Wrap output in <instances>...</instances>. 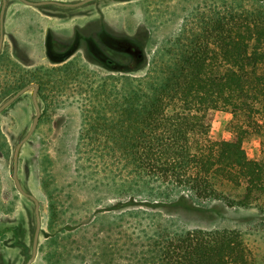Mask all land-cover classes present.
I'll use <instances>...</instances> for the list:
<instances>
[{
  "label": "trees",
  "instance_id": "obj_1",
  "mask_svg": "<svg viewBox=\"0 0 264 264\" xmlns=\"http://www.w3.org/2000/svg\"><path fill=\"white\" fill-rule=\"evenodd\" d=\"M243 1L211 0L193 9L144 76L94 78L83 64L41 69L53 78L41 93L45 100L49 91L72 82L84 88L87 105L81 109L77 152L83 153L85 169L105 176L102 185L118 178L121 193L151 198L186 190L198 202L253 207L264 215V5L254 0L259 4L245 7ZM138 32L148 40L146 28ZM219 110L231 115L229 139L211 136L212 113ZM248 137L259 139L257 159L247 156L243 143ZM39 169L50 213L40 232L42 258L45 264H83L71 253L76 246L67 236L60 238L82 224L72 217L60 223L54 179L47 167ZM152 184L160 189L148 188ZM14 204L0 198V239L11 238V246L18 247L29 242L33 220L25 211L14 212ZM111 209L94 208L87 223ZM153 235L132 264H254L237 229L160 228ZM106 256L103 248L100 257Z\"/></svg>",
  "mask_w": 264,
  "mask_h": 264
},
{
  "label": "rangeland",
  "instance_id": "obj_2",
  "mask_svg": "<svg viewBox=\"0 0 264 264\" xmlns=\"http://www.w3.org/2000/svg\"><path fill=\"white\" fill-rule=\"evenodd\" d=\"M55 1L73 3L80 0ZM106 1L93 0L77 7L47 5L46 8L56 12V16L61 19L41 15L28 26L31 25L35 29L38 23H44L50 29L66 34L78 24L86 25L88 30H95V25L102 17L108 22V27L106 43L103 42L101 47L106 56L116 64L107 66L84 63L82 66H85L89 75L94 78L104 75L116 76L121 73L141 77L148 72L151 59L155 56L157 62L159 55H163V51L171 45L187 14L204 3L211 2V0H112L102 8ZM243 2L245 7L259 4L254 0ZM15 3L19 8H25L24 13L20 12L21 17L28 15L25 11L30 9L29 6L19 1ZM262 4L264 5V0ZM17 21L23 26L27 24L28 19ZM140 27L148 31V40L143 37L142 32H138ZM34 29H30L31 34L36 32ZM116 38H123L122 44L117 43ZM39 41L40 39H37L38 43ZM138 54L141 56L138 57ZM48 97L49 107L54 110L44 115L40 127L21 148L19 175L23 183L40 200V212L45 229L50 214L49 202L38 176L39 168L47 167L54 179L51 184L58 190L56 202L59 207L61 204V209L58 207L60 223L72 217L82 224L77 231H72L70 234L68 231H63L60 238L67 236L65 239L76 246L71 253L79 255L83 264L135 263V257L142 250L143 244L160 228L237 229L251 250L254 264H264V215L255 208L231 207L220 201L198 202L193 200L186 190H174L169 197L156 198L137 191L133 194L121 193L118 191L121 189H118L121 179L118 178L111 182V185H102L105 176L100 171L92 174L91 169H85L83 153L81 157L77 152V138L82 125L81 109L85 104L87 105L84 88L79 87L77 82H72L57 92H50ZM23 101L24 99L15 103L9 111L0 115V131L9 144L6 145L8 155L2 156L0 153V198L4 202L13 201L14 212L25 209L30 211L32 208L30 201L17 192L11 178V155L18 133L19 135L24 133L28 124L26 119L30 120L34 115L33 108L28 106L29 98H26L27 102ZM24 106H28L27 112L22 114L18 110ZM230 119L229 112L214 111L211 136L229 139ZM21 121L24 122L17 127L16 125ZM243 146L249 158L259 157L258 138H246ZM9 147L10 151L7 150ZM148 188L160 189L155 184ZM98 199L101 200L100 203ZM70 205L71 207L68 208ZM108 206L112 209L98 213L96 221L94 219L93 223H87L89 218H92L94 208ZM65 239H63L64 244H68L69 241ZM103 248H107L109 257H100Z\"/></svg>",
  "mask_w": 264,
  "mask_h": 264
},
{
  "label": "flooded vegetation",
  "instance_id": "obj_3",
  "mask_svg": "<svg viewBox=\"0 0 264 264\" xmlns=\"http://www.w3.org/2000/svg\"><path fill=\"white\" fill-rule=\"evenodd\" d=\"M19 1L26 6H29L30 9L25 11V14H28L24 17L20 16V12L25 8H19V6L15 3ZM93 0H80L73 3H63L55 0H0V12L2 8L3 2L4 11L2 17V27H0V105H2L7 99L16 94L20 89L27 85L37 84L38 89L36 92V100L40 109V116L37 124L35 126L34 131L40 127V123L44 115L54 109L46 106L49 103V98L45 100L42 96V91H44V86L47 84V81L53 80V78H49L47 75H44L41 69L46 68H54L59 69L65 65H75V64H105L107 66H114L116 62L112 59H109L103 50L102 43H106L107 34L106 30L108 27V22L102 17L99 19L98 23L95 25V30H88L86 25L78 24V26H73L72 29L66 34L60 33L59 30L50 29L47 24L38 23L36 28H32V26H28L30 23H34L37 18L42 16H51L53 19H61L59 16H56V12L49 10L46 8L47 5H57V6H65V7H77L81 6L85 3H88ZM112 0H107L102 8H105L106 4ZM18 6V8H17ZM19 12V13H18ZM24 13V12H23ZM80 15V13H75ZM36 16V18H35ZM26 25L19 24L20 21L17 20H27ZM69 21V20H68ZM67 22V20H66ZM91 22V21H90ZM21 25V26H19ZM142 31L143 27H140ZM30 29H34L36 32L31 34ZM140 29V30H141ZM143 36L145 38L144 32ZM2 38V39H1ZM37 39H40L39 43ZM117 43L122 44L123 38H116ZM141 43V42H139ZM94 49V50H93ZM141 54H138L140 57ZM38 69L36 72L35 70ZM41 73L43 77H41ZM38 74V76H36ZM34 87L31 86L24 92H22L18 97H16L8 106H6L1 112L0 115L9 111L13 105L19 101L24 99V103L27 102L26 98H29V103L26 105L33 108L34 115L30 120H27V126L23 134L19 135L16 144L25 136L27 131L30 128L33 117L36 114V110L32 101V92ZM56 92V91H49ZM48 97V96H47ZM46 103V105H45ZM28 106H24V108H20L19 112L22 114L27 112ZM24 120V121H26ZM21 121L16 126L20 127ZM34 131L29 136V138L22 144L21 148L25 143H27L34 134ZM0 139L4 145H9L6 140L4 134L0 131ZM15 144V146H16ZM14 146V148H15ZM20 148V150H21ZM10 151V147L7 148ZM14 150V149H13ZM19 150V154H20ZM0 153L2 156H7L8 152H6V148L0 149ZM13 151L11 155L12 162ZM18 163H19V155H18ZM12 175V172H11ZM17 176L20 182L22 189L37 198L39 202V213H40V232L43 228V222L40 212V200L37 195H35L22 181L19 175V165L17 169ZM12 178V176H11ZM13 180V179H12ZM14 182V181H13ZM17 192L24 198L30 201L32 204L31 210L25 209V213L30 214L28 217L29 221L33 220V226L30 230L29 242L21 241L18 247L11 246V238H3L0 239V264H25L31 256L32 251V242L33 235L35 230V214H34V202L28 197L21 194L15 186ZM27 208V207H25ZM38 236L37 247H36V255L34 259L30 262V264H45L42 258V252L39 251V244L41 242V236ZM9 237V236H8ZM29 246V248H28ZM5 248V252L2 248ZM3 257V258H2Z\"/></svg>",
  "mask_w": 264,
  "mask_h": 264
},
{
  "label": "water",
  "instance_id": "obj_4",
  "mask_svg": "<svg viewBox=\"0 0 264 264\" xmlns=\"http://www.w3.org/2000/svg\"><path fill=\"white\" fill-rule=\"evenodd\" d=\"M4 5L5 3L3 2L2 4V8H1V12H0V27H2V17H3V11H4ZM2 39V38H1ZM0 45H1V40H0ZM31 86L34 87L33 92H32V101L36 110V114L33 117L32 123L30 125L29 130L27 131V133L25 134V136L16 144L14 150H13V156H12V179L15 183L16 188L18 189V191L25 195L28 196L33 202H34V214H35V230H34V235H33V242H32V251H31V256L28 259V261L25 264H30V262L34 259L35 255H36V247H37V241H38V236H39V232H40V213H39V202L37 200V198H35L33 195L26 193L19 182L18 176H17V169H18V155H19V150L22 146V144L29 138V136L32 134V132L35 129V126L37 124V121L39 120V116H40V109H39V105L37 103L36 100V92L38 89V85L37 84H31V85H27L25 87H23L22 89H20L16 94H14L13 96H11L9 99H7L2 105H0V112L6 107L8 106L16 97H18L22 92H24L25 90H27L28 88H30Z\"/></svg>",
  "mask_w": 264,
  "mask_h": 264
}]
</instances>
